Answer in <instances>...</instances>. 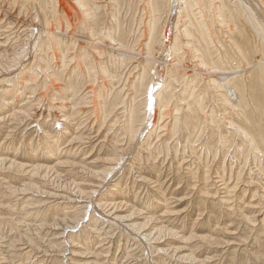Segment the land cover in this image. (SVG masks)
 Listing matches in <instances>:
<instances>
[{"label":"bare ground","instance_id":"bare-ground-1","mask_svg":"<svg viewBox=\"0 0 264 264\" xmlns=\"http://www.w3.org/2000/svg\"><path fill=\"white\" fill-rule=\"evenodd\" d=\"M255 1L258 11L252 6ZM64 2L65 0H0V112L11 110L12 113L9 115L11 122L13 119L18 121L19 125L23 121L26 123L38 117L40 123L33 122L36 124L33 129L36 136L41 133L44 138L36 140V148L41 147L44 156L52 157L55 153L60 155L64 149L65 152H71L67 149L70 147L73 149L76 140L81 142L79 144L82 146L86 144L82 143L81 136L84 134L69 135V139L65 140L66 144L62 147L67 130L65 124L70 123L78 115H84L87 121L94 115L90 131L94 126L97 127L99 117L103 124L109 119L111 121L109 128L117 125L119 131L125 135V140H120L122 143L117 147H125L118 148L119 159L114 161V157L110 158L109 166L101 173L90 172L84 165H71V169L84 173L90 180L91 184L88 185L93 187L89 193L78 187L69 177L65 178L58 174L57 167L62 164L68 167L70 163L58 161L52 167L38 164L25 166L15 160L2 158L0 154V172L25 173L29 179V182L20 188L8 184V187H5L6 192L15 197V194L24 195L30 190L35 195L38 193L39 196H48L53 201L65 200L67 206L58 205L65 213L61 214L62 218H52L53 222L49 223L39 220L37 213L28 211L31 203L24 201L26 198L22 197L20 201H23L19 206L23 214L19 216V220L14 219L19 229L16 231L14 228L12 218L0 219V264H16L15 259L21 264H78L79 259L76 258V261L72 257L79 254L73 255L75 251L71 250L78 245L71 239L80 240L81 244L86 246L93 234H97L98 237L96 246L103 243L108 245L105 249L103 245L97 247L99 249L95 247V250L101 252H96V258L103 254L108 256L113 251L112 246L116 247L117 244L119 246V241L116 244L115 237L110 234L113 225L119 229L127 228L129 231L137 228L138 242L141 240L146 242L148 251L156 253L154 257L159 259L160 264H165V261L171 258L194 264L196 257L193 251L188 250L186 255H182L179 248L174 249L170 245L161 248L158 245L164 243L160 239L161 235L169 238L176 234L173 230L156 228L157 218L149 213L142 216V224L138 222L119 226L115 223L120 220L132 223L131 220L138 211L130 212L129 216L126 214L124 217L122 215L116 217L114 213L122 210L125 204L123 202L121 203L124 205L107 204L103 199L109 195L98 191L106 185L116 187L120 184L121 182H118L125 169L128 170L127 177L130 175L131 178L136 177L133 183L146 184V180L139 174L132 161L140 163L143 158L148 161L153 155H156L154 159L163 155L164 161L173 155L169 161L175 163L178 159L179 169L185 167V171L190 170L188 173L194 179L197 178L196 175H204L205 183L212 182L214 195L220 189H224V194H233L239 185L248 188L258 186L264 181V169L259 170L257 166L264 161V0H71L74 12L71 18L64 10ZM254 90L257 93L254 94ZM19 97L25 101L20 106V102L15 103ZM209 101L213 107L206 110ZM169 105L172 107L171 110ZM219 105L223 112L228 110L230 111L228 114L232 115L230 119L223 113L221 119L219 118L220 122L217 119L219 125L226 128L228 136L231 135L228 143L227 138L221 136V148L217 146L218 148L213 149L209 145L204 148L205 145H202L205 153L201 145L198 146V141H194V144L188 147L184 144L182 150L179 147L181 152L178 151V147L174 148L175 145L169 146L170 141L178 146L179 140L173 141L172 136L181 131H187L188 135L193 137L197 132L200 135L201 130H205L206 127L216 125L214 112ZM81 106L82 109L76 110ZM253 118L260 119L263 124H257ZM48 119L51 120L49 127L51 126L53 136L43 130ZM5 120L8 118L1 117L0 113V122ZM101 128L96 131L94 137L86 136V140L91 141L92 138L98 137ZM7 133H9L7 137L11 136V130ZM162 133L164 135L159 136ZM218 136L220 138V135ZM153 137L156 142L151 143ZM165 137H169L170 140L165 141ZM138 140L140 143L134 144ZM190 142L191 140L186 144ZM227 144H232L233 147L225 150L227 154L225 162L226 157L222 159L219 155L226 149ZM133 151L135 154L132 157L127 156L132 155ZM80 152L79 149H75L73 154ZM187 155L190 158L186 160L188 162L184 160ZM195 163L196 166L193 165ZM249 163L257 164L253 165L255 168L258 167V171L255 170L257 174L248 169ZM192 165L195 166L193 170ZM262 166L264 167V164ZM107 177L112 179L110 183ZM39 181H43V185L50 187V190L41 191L35 184ZM258 187L257 189L262 192L258 201L264 202V182L262 187ZM108 190L109 188L105 193ZM205 191L203 195L208 196L209 192ZM254 193L257 195V191ZM251 195V198L255 197L254 194ZM209 197L205 200L209 201ZM148 199L149 197L143 203L144 207L161 205L156 198ZM213 199L212 197L211 200ZM232 199L236 201V198ZM225 200L228 203L229 200ZM7 203H4V200L0 201V209L13 212L14 206ZM96 203L113 213L112 215L109 212L110 216L107 217H114L106 221L103 219L102 223L95 219L92 214L98 206ZM163 204L162 215L172 214L173 210L167 208L168 201L164 200ZM233 204L232 200L230 204L232 208ZM70 209L75 210L71 211L72 215L69 214ZM86 216L88 218L84 222ZM29 219L32 224L27 223ZM254 220L246 219L252 224ZM105 223L111 225L103 228ZM3 225L7 228L9 226L7 234ZM79 228H82L83 232L87 231L90 237L88 235L86 240H83L81 238L84 236L81 235L83 232H75ZM257 234L255 236L258 237ZM192 237L185 239L182 236L179 240L187 241ZM123 243L124 253L117 257L118 260L114 255L112 264L132 263L133 256L129 251L133 244L131 242L127 247L125 242ZM260 243L257 245L260 246ZM151 244H156L159 248L149 247ZM123 255L124 263L121 262ZM101 258L107 260L106 257ZM93 264L99 263L95 261Z\"/></svg>","mask_w":264,"mask_h":264},{"label":"rangeland","instance_id":"rangeland-1","mask_svg":"<svg viewBox=\"0 0 264 264\" xmlns=\"http://www.w3.org/2000/svg\"><path fill=\"white\" fill-rule=\"evenodd\" d=\"M256 4H257V2L255 1V4H253L252 6L256 11H258ZM71 7H72L71 0H65L64 10L67 14H70V18L74 15V12H73ZM99 84H101V83H99ZM3 87L6 88V86H3ZM257 90H260V89H257ZM255 93H257L256 90H254V94ZM26 96H28V95H26ZM16 102H20L19 106L23 105L25 103L24 99L21 97H19L18 100L15 101V103ZM211 104H212L211 101L207 102L206 108H208V109H206V110H209L210 108L213 107ZM89 105H91V104H89ZM13 107H15V106H12V108ZM217 108L218 109H216V111L214 112V118L216 117L214 123L215 124L217 123L216 125H211V127H206L205 130L204 129L201 130L202 132L200 135H199V132L195 133L194 136L191 135L193 137H190V135H188L189 132L181 131V132L172 136L173 141L179 140L178 146L175 143H171V141L168 142L169 146L175 145L174 148L178 147L177 149L179 151L180 150L179 147H181V150H182V147H184L185 145H186L185 147H188V146L194 144V141H198V146L201 145L200 146L201 148H203L202 145H205L204 148L207 145H209L211 148L216 149L218 147L221 148L220 142L222 140V137L227 138V143H228V140H230L231 135L228 136V134L226 132V128L219 125L218 121L220 122V119L222 117L221 114H223V113L227 114L225 117L227 118V116H228L230 119H232V115L228 114L230 112L228 110L223 112L221 105L217 106ZM80 109H82V106L76 108V110H80ZM169 109L170 110L172 109V107H170V105H169ZM223 109H226V108H223ZM10 112H11V110H9V111L4 110V111L0 112L1 117L4 116L5 119L8 118V120H5V122H0V149H1L0 154H1V157L6 158V159L8 158V160H10V159L15 160L17 163L19 162L20 164H24L25 166L38 164V165H43V166L47 165L49 167H52L53 165L58 163V161L61 163H67V164L70 163L69 166L67 165L68 167H66V164L65 165L62 164V166L57 167L58 168L57 169L58 174H60V176L65 177V178L69 177L70 180H73L75 182V184H77L78 187L82 188L87 193H89L91 188L93 187V186L88 185V184H91V183H89L90 180L85 176L84 173L77 172L78 170H75L74 168L71 169V165H84L87 167L88 171H90V172L99 171L98 173H101L105 169H107V166H109V163H110L109 161H111V159L113 157H114L113 159H115L114 161H116V159H119L118 158L119 154L117 153V151L119 152L118 148L125 147V146L117 147L118 145H120L122 143L120 140L124 139L125 135H123V132L119 131L117 125L110 129L109 124H111V121L109 119H106V121L103 124L101 118L99 117V121H98L99 126L98 125H97V127L94 126L95 128L93 127V129L90 131V128H91L90 124H92V122L94 121V120H92L93 119L92 117H94V115L90 116V120H88V121H87L86 117H84V115H81V116L78 115V116H75L70 123L65 124V126H66L65 128L67 130H65L66 135H65L64 139L62 140V143H64L62 145V147L66 144V141L69 139L68 138L69 135L79 136L80 134H84L81 136L83 138L82 143H86V144H83V146H82L79 144L81 142H78V140H76V143L73 142V143H75V144H73L74 145L73 149H71V147L67 149V150H70L71 152H69V151L65 152L66 149H64V152L60 155L55 153L54 155H52V157L44 156L42 154L41 149H40L41 147L38 148V146H37V148H36V140L38 141L40 138L42 139L43 136L41 135V133H38V135L36 136V134H34L35 129H33V126L35 128V125H36V124H33V122L39 121L38 117L35 119L34 118L30 119L29 121H26V123H25V121H23V123L21 125H19L17 123L18 121L16 122L13 119L11 122V118L9 115L12 112L11 113ZM216 114L217 115L219 114V115L217 116ZM51 115H54V113H51ZM97 116H99V114ZM50 119H48V122H46V124H45L46 127H44L43 130L46 132H49L51 134V136H53L54 134L51 132V128H50L51 126L49 127V124H50L49 122H51ZM84 119H86V120L84 121ZM217 119H218V121H217ZM44 120H47V118H44ZM253 120L257 124H263V122L260 121V119H258V118L257 119L253 118ZM1 123L2 124L4 123V125H2ZM39 123H40V121H39ZM47 123H48V125H47ZM27 124L29 125L28 127H27ZM78 124H81V125L76 126ZM101 126H102V128H101ZM115 127H116V129H115ZM99 128H101V130H100L98 137H96L95 139L92 138L91 141L90 140L87 141L85 137L86 136L94 137L96 134V131ZM73 129H76V130L74 131ZM217 129L219 131H217ZM10 130H11V133H10L11 136L7 137L6 135L9 134L7 132ZM117 130H118V132H117ZM112 131H113V135H112ZM75 132H77V133H75ZM67 133H68V136H67ZM92 133H94V135H92ZM4 134H5V136H3ZM105 135L107 136L106 138H105ZM162 135H164V134L163 133L159 134V136H162ZM218 135H220V138ZM197 136H199V138ZM169 137H171V136H169ZM169 137H165L164 138L165 141L170 140ZM173 137H177L178 139L173 138ZM202 137H204V138H202ZM210 138H212V140H210ZM189 140H191V142L186 144V142ZM217 140H218V142H217ZM116 141H120V142H117L116 144H114V142H116ZM151 141H152L151 143L156 142L155 137H153V139ZM204 141H206V142H204ZM136 143H140V141L138 140L137 142H134V144H136ZM29 144H32V146H30ZM46 144H48V143H46ZM28 145H29V147H28ZM62 147H60V148H62ZM200 147H198V149ZM232 147H233L232 144H227L225 147L226 149H224V151L219 155L222 159L224 157H226L225 162H227L226 151L228 149H232ZM84 148H87V149H84ZM204 148L202 149V151L205 153ZM36 149H38V151H36ZM75 149H79V151H81V152L75 155V154H73ZM181 150L179 152H181ZM32 151H34V152H32ZM134 151H136V150H134ZM134 151L132 152V155L128 154L127 156L132 157L135 154ZM38 154L40 156H38ZM177 154H179V153H177ZM188 156L189 155H187L186 158H184L185 161L187 159L190 160V158ZM155 157H156V155H153V157L150 158L152 161L151 160H148V161L143 160L144 158L142 159V161L140 163H137V161H132L134 163V167L137 169L139 174L142 176V178H144L146 180V184L142 185V183H140L143 187L137 182L133 183L134 182L133 179H136V177L131 178V175L129 177H127L128 176V170H126V169L122 175L123 177L121 176L120 179H119V177H117L119 179L118 183L121 182L120 184L116 185V187L118 186L117 188L116 187H110L109 185H106L105 183H103V184L106 186L101 185L104 187L100 188L98 192H100L101 194L109 195V196H106L105 199H103V200H106L107 204H109V203H113V204L114 203L115 204L120 203V204H122L121 202H123L125 204L126 208L123 206L122 207L123 209L121 208L122 210L114 213V216L117 217V216L122 215L124 217L127 215L129 216L132 212L135 213L136 211H138V212L141 211V212H139V214H138V212L135 213V215L132 218L133 220H131L132 223L131 222L126 223V222L121 221V220L119 221L120 223L118 221L115 223H117L118 225L122 224L124 226H125V224L127 226H128V224H138V222H139V224H142L143 223L142 218L144 216H146V213H149V215L157 218L158 222H156L157 224H155L156 228L163 227V228L168 229V230H173V232L175 231L174 234H176L173 237L169 236V238L167 236L163 237L161 235L160 239H161V241H164V243L162 245L161 244H158V245L161 248H166L169 245L174 249L179 248L180 249L179 251H181L180 253L182 255H186L190 250L193 251L194 256L196 257L195 258L196 262H194V264H264V250H263L264 249V240H263L264 232H262V231H264V227H263L264 226L263 225V223H264V217H263L264 216V213H263L264 208H262V207H264V202L258 201L259 196L262 195V192L257 189V188H259L258 186L262 187V183L264 182L263 181L264 179L262 180L263 182H261V184H258V186L253 185L251 187L244 188V186L241 187V185H239L237 190L233 194H230V193L224 194V189H220V191L216 195H214L215 190H214V186H212V182L211 183L210 182L205 183L206 181L204 180V175H202V174H199V176L196 175L197 178L194 179L193 176L189 175V173H188L190 170L185 171V167L183 169H181V168L179 169V167H178V164H179L178 161L179 160L178 159L175 160V163H177V164L172 163V160L169 161V159H172L173 155L172 156L170 155L169 157H167L166 161L163 160L164 159L163 155H160L159 157L154 159ZM104 160L106 161L105 163H104ZM192 161L193 160H191L190 163H192ZM186 162H188V161H186ZM260 164H261L260 166L257 164H255V165H257L260 168L259 170L264 169V167L262 166L264 164L263 160H262V162H260ZM193 165L196 166V163ZM193 165L191 167V170H193L195 167ZM253 165H254V163H249L248 169L253 170L252 173L257 174L256 171H258L257 170L258 167L255 168V167H253ZM138 168H139V170H138ZM24 174L25 173H20V172L18 173L16 171H8V172L2 171V172H0V184H1L0 185V201L3 202V200H4V203L11 202V203H7V204H10L11 206H14V208H15L13 212H7L6 210H2L3 208L0 209V217H1L0 219L10 220L12 218L13 224H15V227L14 226L13 227L17 231L19 228L17 226V223L14 221V219L18 218V220H19V218H20L19 216H21L23 214L22 213L23 211L21 210V208L19 206L20 202H22L23 200L27 201V202L30 201L29 203H31V204H30L28 211L31 210L30 211L31 213H34V212L37 213L39 215L38 216L39 220L41 219L44 221H48L50 223L52 221V218L53 219L62 218L63 215H61V214L65 213V211L60 210L61 208L58 207V205H61L62 207H67L65 204L66 203L65 200L58 199L57 200L58 202L53 201V199L49 198L48 196H44V197L39 196L40 194H38V193H37L38 195L37 194L35 195V193L31 192L30 190L25 192L26 194H24V195L15 194V197L12 194L6 192L5 187L8 184H10L8 186H11V187H13L15 185L16 188L23 187L22 185L27 184V182H29V179H28L27 174L26 175H24ZM134 175L136 176V174H134ZM107 178H108V180H107L108 183H110V180H112V179H109V177H107ZM244 179H245V177H244ZM42 182L39 181L35 184H37V187H39V189L41 191L43 190V191L48 192L50 190V187L44 186ZM125 183L127 185H125ZM2 184H4V185H2ZM218 185L219 184H217V186ZM62 186H64V182H63ZM107 187L109 188V190L105 193L106 189H108ZM150 187H152V188H150ZM253 187H254V189H253ZM110 188H113V189L110 190ZM195 188L198 190H196ZM220 188H222V187H220ZM95 190H98V189H95ZM205 190H207V192H209V195L212 194L211 197H209V195L208 196L203 195L204 192H206ZM64 191H65V189H64ZM256 191H257V195H255V193H254ZM156 193H158V194L156 195ZM251 194H254L256 198L255 197L251 198V196H252ZM22 197L26 198V199H23L22 201H20L22 199ZM148 197H149L148 200H150V197L156 198V200H159L161 205L155 204L153 206H149L148 207L149 209L146 206L144 207L143 203L147 200ZM207 197H209V201L205 200ZM212 197L214 198L213 201L211 200ZM232 198H236V201ZM225 199L229 200L228 201L229 204L226 203ZM6 200H9V201H6ZM164 200H167L169 203L167 208L169 210H171V209L173 210L172 214H170L171 216L170 215H162ZM232 200L234 203L233 204L234 208H232L230 206V204L232 203ZM13 201H15V202H13ZM17 202H18V204H17ZM253 202L255 205L252 204ZM256 202H258V203H256ZM48 203H50V205H48ZM124 204H122V205H124ZM241 204L242 205L245 204V206L244 205L242 206ZM96 205H98L99 207L96 206L97 208L95 207V209L93 210L94 213L92 214L95 219H99L102 223L103 219H104V221H106V220H111L110 218L114 217V216L107 217V216H110L108 214L111 211H109V209H107V208H105V207H103L97 203H96ZM246 205L248 207L250 205L251 206L254 205V206H253V208H251V207L248 208ZM78 206H80V205H78ZM154 206H155V208H154ZM229 206H230V208H229ZM227 208H229V209H227ZM259 208H261V209H259ZM38 210H40V211H38ZM71 211L74 212L75 210L70 209L69 214L73 213ZM147 211H149V212H147ZM226 212H228V213H226ZM232 212L234 213V215ZM257 212H258V214H257ZM141 213L144 215H142ZM75 214H78V213H75ZM111 214L113 215L112 212H111ZM137 214L139 215L138 219L136 216ZM104 215H106V216H104ZM8 217H10V219ZM87 218L88 217L86 216V218L83 219L84 222H86ZM135 218H136V220H134ZM245 218L246 219L250 218L251 220L255 219L253 221L254 224L248 223ZM29 222H30V219H29V221H27V223L30 224L31 222L30 223ZM135 222H137V223H135ZM260 222H262V223L260 224ZM258 223L260 225H258ZM106 225H111V224L105 223L104 226L102 225L103 228H105ZM5 227L3 225V228H5ZM247 227H248V229H247ZM262 227H263V229H262ZM6 228L4 231L7 234V231L10 229H8L9 226L7 229ZM123 229H119L118 227H116L114 225L111 226V231H110L111 233L110 232L109 233L113 237H115L116 244L119 241L118 242L119 246H118V244L116 247L112 246V247H114V249L111 247V249L113 251H111V253H109L108 256H104L106 254H103L97 258H96V252L97 253H101V252L95 250V247L97 248V247H100L102 245L104 246L103 249L108 247V245H104V243L96 246L97 244L95 242H96V239H98L97 234H93V236L91 237L92 239H90V238L88 239V241L90 240L89 242H87V243H89L88 244L89 246L88 245L83 246L81 244L82 241L80 242V240L78 241L77 239L72 238L71 240H73V243L78 245L75 249H71V250L75 251L73 253V255L79 254L78 256L74 255L75 257L73 256L72 259H75L76 261H77V259H79L80 263H78V264H86V262H87V264H93L95 261H97L99 264H112L111 262L114 258V255H115L116 259L118 260L119 256H122V254L124 253L123 252L124 251L123 250V246H124L123 242H125V245L127 247H129L130 243L132 242L131 243V244H133V246L131 247L132 249L131 250L129 249L130 250L129 252H131L132 256H133V258H132L133 261H131L132 262L131 264H157V263L160 264L159 259H157L156 256L154 257V254H156V253L154 251L152 253H150V251H148L149 248H148L147 244H145L146 242H144L143 240L138 242L137 228L131 229V231H129V229H127V228H125L124 230ZM255 229H257L256 231L258 232V234L255 231ZM75 232L76 233H78V232L82 233L83 230H82V228H79L78 230L76 229ZM255 234H257L259 236L257 237V236H255ZM81 235H84V236H81V238L83 240H86L85 238L88 235L90 237V234L87 231L83 232ZM182 236L185 239L190 238L191 236H193V237L187 241L181 240V239L179 240V238ZM256 237L258 239H256ZM48 238H50V236ZM202 238H205V239L201 240ZM259 238H260V241H259ZM94 239H95V241H94ZM74 240H75V242H74ZM130 240H132V241H130ZM259 243H260V246L257 245ZM158 245L151 244L149 247L158 246ZM159 246H158V248H159ZM257 246H259V247H257ZM80 247H82V248H80ZM260 247H262V248L260 249ZM84 248H85V250H84ZM97 249H99V248H97ZM80 250H82V251H80ZM85 251L86 252L89 251L88 253H90V254L87 253V255H86ZM103 251H105V250H103ZM260 251H262V252L260 253ZM80 254H82L83 257ZM89 255L91 258L89 257ZM101 257H106L107 260H104L105 258L102 259ZM82 260H84V261H82ZM123 260H124V255L121 259V262L124 263L125 261H123ZM137 260H138V262H137ZM173 260L174 259L171 258V259L165 261V264L166 263L167 264H174V263L175 264H183V263L184 264H190V263L185 262V261L181 262L180 260L179 261H175V260L173 261ZM198 260H199V262H198ZM88 261H90V262H88ZM15 262H16V264H21V262L17 261V259H15ZM0 263H1V261H0ZM70 264H72V263H70ZM117 264H120V262H118Z\"/></svg>","mask_w":264,"mask_h":264}]
</instances>
